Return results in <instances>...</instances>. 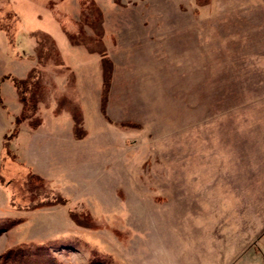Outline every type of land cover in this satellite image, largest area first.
Listing matches in <instances>:
<instances>
[{"label": "rangeland", "instance_id": "1", "mask_svg": "<svg viewBox=\"0 0 264 264\" xmlns=\"http://www.w3.org/2000/svg\"><path fill=\"white\" fill-rule=\"evenodd\" d=\"M95 2L111 61L105 100L101 55L91 56L96 70L73 69L87 60L67 66L42 37L57 32L51 17L78 32L81 0H0V91L13 85L8 66L31 64L24 95L38 99L16 125L18 92L17 111L1 93L0 217L23 220L0 234V253L65 238L78 243L57 254L67 262L86 264L94 248L106 264H131L124 257L144 244L142 231L163 223L187 262L188 221L202 228L190 234L192 264H264V0ZM70 211H89L97 227Z\"/></svg>", "mask_w": 264, "mask_h": 264}, {"label": "trees", "instance_id": "2", "mask_svg": "<svg viewBox=\"0 0 264 264\" xmlns=\"http://www.w3.org/2000/svg\"><path fill=\"white\" fill-rule=\"evenodd\" d=\"M81 9H80V15L79 20L75 21V24H78V32L70 31L66 27H64L63 24H61V20L59 17H55V19L60 24L62 30L66 34L68 40L73 45H83L87 48L90 52H97L99 55H101L103 63V73H104V89H103V100L106 99V94L109 89V78L107 74V64H111V61L109 57L107 56L105 52V48L103 46V31H102V25L101 22L103 21V14L95 0H81ZM53 13V12H52ZM82 21V24H86L90 29L93 30V36L86 35L84 32V28L82 27V24H79ZM84 26V25H83ZM37 33L34 32L32 36H37ZM42 37H46L47 40L51 42V50L53 51L54 55L58 58V48L56 47L54 40L47 34H43ZM41 39V38H39ZM52 39V40H51ZM37 43L40 44L41 41L37 40ZM95 44H97L98 48L95 47ZM40 58V57H39ZM110 67V66H109ZM34 69L31 71V73L25 78L21 80L14 79V84L17 88L18 95L20 98V101L22 102V111L19 116L16 117L15 123L16 125L20 122L24 121L26 118H28V105L29 102H32V107H35V104L38 102V99L35 98L36 91H32L31 97L27 99L25 97L24 92L28 90V84L29 81L32 78ZM35 74V73H34ZM37 83V82H36ZM38 89L39 87L36 86ZM30 89V88H29ZM1 102V97H0ZM104 105V102H103ZM104 107V106H103ZM74 117V116H73ZM75 119L74 124V131L77 134V136L82 135L80 128L78 127V119ZM111 122V120H109ZM40 119L36 120L35 123H30L32 127H36L37 124H39ZM118 125V124H117ZM16 132V128L13 129L14 134ZM10 137V136H6ZM8 144V142L6 143ZM28 174H30L31 177L36 178L38 181H42L46 184V180L42 178L40 175L29 171ZM58 202L64 203L63 199H59ZM52 204L51 202H42L40 205H49ZM70 216L72 220L77 224L81 226H85L88 228H94L97 227V224L88 211H82V212H75L70 211ZM22 218H16L13 216H5L0 217V234L6 232L7 230L13 228L15 225H17L19 222H21ZM119 238L122 237V234L119 232H115ZM119 233V234H118ZM78 245L77 241L73 240H66L65 238L61 239H48L45 241H22L19 243H16L9 248H7L4 252L0 253V264H74L71 262H67L64 259L59 258L57 255L59 252H67L68 250L72 248H76ZM89 254L87 258L86 264H106L109 262V255L100 252L94 248L88 249Z\"/></svg>", "mask_w": 264, "mask_h": 264}, {"label": "crops", "instance_id": "3", "mask_svg": "<svg viewBox=\"0 0 264 264\" xmlns=\"http://www.w3.org/2000/svg\"><path fill=\"white\" fill-rule=\"evenodd\" d=\"M97 5H98V3H97ZM99 8L101 9L100 6H99ZM101 11H102V9H101ZM102 13H103V11H102ZM103 16L106 17L104 15V13H103ZM51 18L54 19L56 22L57 32L55 34L52 33L49 35L53 38V40L56 43L58 50L62 54L63 58L66 60L65 64L67 66H69L70 65L69 60L72 61V59H79V57H83L85 60H87V62L82 63V65H75L73 67L70 65L69 67H71L73 69H81L82 66H84V65L89 66L91 64L90 65L91 68L93 70H96V68H97L96 64L94 62L91 63V61H94L92 59L93 57H91V56L94 55L95 53L88 51L87 48L83 45L71 44L70 41L68 40L66 34L62 30L60 24L55 19V17H51ZM73 22H75V21H73ZM40 29H41V26L33 27L30 31L27 32V34H25V36H21V37L19 36V37L22 39H27L29 36L31 39L30 35L33 32L39 31ZM47 31L50 32L48 29H47ZM60 32H63V34H64L63 37L65 38L66 41L64 40L63 37H59ZM103 37H104V35H103ZM109 37H111V35ZM112 42H113V40H112ZM24 43H26V42L24 41L21 43V47H23V48H25L23 45ZM59 43L63 44L64 46H61ZM100 62H101V59H100ZM12 66H8V71L9 72L12 71L11 73H13V75L12 76L8 75L7 79H5V80L12 81L13 85H14V79H17V80L25 79L29 75V73L35 68L34 65L28 64L27 68L24 69V67H22L20 69H17V71H15V65H12ZM88 66H87V68H88ZM100 68H101L102 73H103L102 62H101ZM93 75H94V73H93ZM0 76H2V75L0 74ZM102 77H103V82H104V75H102ZM76 79H77V85L80 84L83 87V84L81 83V79H80V74L76 75ZM2 84L4 85L5 82H2ZM13 85H9V82L6 83V86L2 87V92H3V96L4 97L6 96V98L10 101V104L12 105V107H14V110L17 111L19 109V107H18L19 101H18L17 96H16V93L18 91L16 90L15 87H13ZM81 91H84V90L81 88ZM2 92L0 91V97L1 98H2V96H1ZM82 94H85V92H82ZM88 100L89 99H87V101ZM3 107H7V106L4 105ZM15 115H16V113H15ZM4 125H5V121L0 119V143H1L2 137L5 135V132L7 131V125L6 126H4ZM55 127H57V125H55ZM24 131H22V133H24ZM29 139L31 140V142L34 143L35 149L41 147V144L47 145L46 141L44 140L45 138H39L40 140H44L43 143H41L40 141H35L31 137H29ZM25 141H26V138H25ZM33 161H30L29 164L27 163V165L30 168H31V166H35ZM151 226L155 228L154 233H151L150 231L147 232L149 229H144L142 231L143 234L145 235L144 244L137 246L135 248L134 254H133V252L129 253L128 255L126 254L124 257L125 262L131 263V264H192L191 252H192V248H193V243L196 242L197 239H194V242H193L191 237H190V234L192 233L193 230H196V231L200 230L201 231V229H202L200 227L201 223L199 226L197 222H195L194 224H191L187 221V251H186L187 262H185V259H182L181 257L179 258L176 256V253L178 250H183V247H182L183 245L179 248L178 246H176L175 243L171 244V242L166 241L167 238L175 237L173 232L170 230H169L170 233L167 231V234L160 232L162 230V226H164V229H166V227L163 223H161L159 225V228H157V229H156L157 225L152 224ZM151 226H150V228H152ZM181 259H182V261H181ZM170 260H171V262H170Z\"/></svg>", "mask_w": 264, "mask_h": 264}]
</instances>
